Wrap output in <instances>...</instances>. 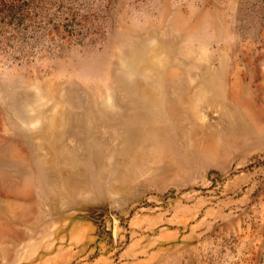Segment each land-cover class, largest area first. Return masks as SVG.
<instances>
[{"label":"rangeland","instance_id":"rangeland-1","mask_svg":"<svg viewBox=\"0 0 264 264\" xmlns=\"http://www.w3.org/2000/svg\"><path fill=\"white\" fill-rule=\"evenodd\" d=\"M0 264H264V0H0Z\"/></svg>","mask_w":264,"mask_h":264},{"label":"water","instance_id":"water-1","mask_svg":"<svg viewBox=\"0 0 264 264\" xmlns=\"http://www.w3.org/2000/svg\"><path fill=\"white\" fill-rule=\"evenodd\" d=\"M112 228V223H109L108 224V229H111Z\"/></svg>","mask_w":264,"mask_h":264},{"label":"bare ground","instance_id":"bare-ground-1","mask_svg":"<svg viewBox=\"0 0 264 264\" xmlns=\"http://www.w3.org/2000/svg\"><path fill=\"white\" fill-rule=\"evenodd\" d=\"M138 131H142V130H138Z\"/></svg>","mask_w":264,"mask_h":264}]
</instances>
